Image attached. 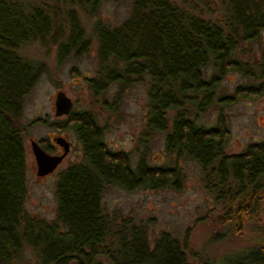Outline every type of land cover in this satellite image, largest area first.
Listing matches in <instances>:
<instances>
[{
	"label": "trees",
	"instance_id": "obj_1",
	"mask_svg": "<svg viewBox=\"0 0 264 264\" xmlns=\"http://www.w3.org/2000/svg\"><path fill=\"white\" fill-rule=\"evenodd\" d=\"M25 1L0 0V264H20L25 247L34 253L33 264H264V140L227 153L229 128L223 114L212 126L195 117L215 97L232 102L259 92V85L249 84L238 85L231 95H216L223 74L248 71L238 56L242 42L260 43L257 66L264 76V0H182V5L131 0L129 15L119 25L93 26L100 61L97 76L87 77L91 92L97 95L109 84L146 78L147 124L166 131L168 154L186 155L204 170L222 228L218 237L239 234L251 224L263 241L218 260L195 255L193 261L169 232L150 245L141 224L128 217L113 223L104 211L108 185L155 190L177 187L181 178L176 167L150 164L143 156L132 163L128 152L110 148L90 110L73 109L58 122V131L66 125L73 129L82 156L58 172L55 219L44 222L29 215L22 114L44 64L17 50L51 34L54 19L49 1ZM51 1L95 12L102 0ZM66 16L69 31L59 44L60 56L71 48L80 51L86 43L73 9ZM209 66L214 71L207 76Z\"/></svg>",
	"mask_w": 264,
	"mask_h": 264
},
{
	"label": "rangeland",
	"instance_id": "obj_2",
	"mask_svg": "<svg viewBox=\"0 0 264 264\" xmlns=\"http://www.w3.org/2000/svg\"><path fill=\"white\" fill-rule=\"evenodd\" d=\"M48 1L53 11L52 33L41 41L25 43L17 50L24 58L44 64L43 73L24 99L22 114V122L27 126L24 139L27 184L25 206L29 215L44 222L55 219L58 172L81 160V144L73 129L66 125L64 130H57L58 122L66 119V115L55 116V95L61 90L71 98L74 110H90L94 114L103 128V139L110 148L128 152L132 163L143 156L150 164H166L179 171L181 182L173 188L127 191L115 185L106 186L102 204L113 223L119 222L121 218H131L145 228L150 245L160 233L169 232L184 245L191 261L195 260V255L218 260L262 243L258 231L251 224L239 234L228 232L222 238L218 237L222 228L215 220L217 205L213 193L206 187L204 170L186 155L168 154L165 150L166 131L151 129L147 124L149 83L146 78L126 84H109L97 95L89 89L87 77L97 76L100 61L97 34L93 26L96 22L107 27L119 25L129 15L131 0H102L95 12ZM169 1L182 5V0ZM70 9L80 21L86 43L80 51L71 48L60 56L59 44L69 31L66 12ZM260 47L258 42L240 44L238 56L247 63L248 71H227L221 76L216 95L228 96L233 94L238 85L249 84L259 85V92L240 95L232 102H218L215 97L204 112L195 115L198 123L212 126L219 113L223 114L229 128L225 146L227 153H238L248 143L264 140V76H261L257 66ZM206 71L208 76L214 69L209 66ZM57 136H63L71 143L70 151L53 172L39 177L36 175L30 140L44 142L51 148L46 150L56 153L53 145ZM263 224L264 214L260 221V225ZM34 260L33 251L25 247L19 263L33 264Z\"/></svg>",
	"mask_w": 264,
	"mask_h": 264
},
{
	"label": "water",
	"instance_id": "obj_3",
	"mask_svg": "<svg viewBox=\"0 0 264 264\" xmlns=\"http://www.w3.org/2000/svg\"><path fill=\"white\" fill-rule=\"evenodd\" d=\"M54 106L56 117L67 116L73 109V102L65 92L59 90L55 95ZM54 141L62 148V153L50 154L40 146L38 141L30 140L31 151L36 163V175L39 177L53 172L70 151L71 143L65 137L57 136Z\"/></svg>",
	"mask_w": 264,
	"mask_h": 264
},
{
	"label": "flooded vegetation",
	"instance_id": "obj_4",
	"mask_svg": "<svg viewBox=\"0 0 264 264\" xmlns=\"http://www.w3.org/2000/svg\"><path fill=\"white\" fill-rule=\"evenodd\" d=\"M39 144H40V142H38ZM40 146L42 147V148H44L41 144H40ZM53 146H55L56 147V153H51V152H49L48 150H46L45 148V150L48 152V153H50V154H60V153H62V148L59 146V145H57L56 143H54V145Z\"/></svg>",
	"mask_w": 264,
	"mask_h": 264
}]
</instances>
